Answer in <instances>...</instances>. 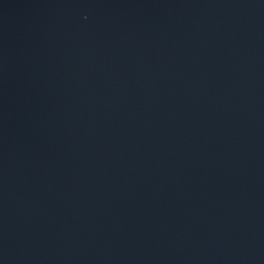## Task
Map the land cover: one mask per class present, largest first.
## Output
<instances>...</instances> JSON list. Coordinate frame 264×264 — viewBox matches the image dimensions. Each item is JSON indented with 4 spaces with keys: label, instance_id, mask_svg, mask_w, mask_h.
<instances>
[{
    "label": "water",
    "instance_id": "water-1",
    "mask_svg": "<svg viewBox=\"0 0 264 264\" xmlns=\"http://www.w3.org/2000/svg\"><path fill=\"white\" fill-rule=\"evenodd\" d=\"M0 264H264V0H0Z\"/></svg>",
    "mask_w": 264,
    "mask_h": 264
}]
</instances>
